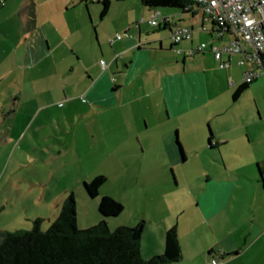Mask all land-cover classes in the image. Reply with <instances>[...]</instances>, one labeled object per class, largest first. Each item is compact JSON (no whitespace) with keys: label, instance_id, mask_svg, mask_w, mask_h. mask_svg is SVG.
Wrapping results in <instances>:
<instances>
[{"label":"crops","instance_id":"1","mask_svg":"<svg viewBox=\"0 0 264 264\" xmlns=\"http://www.w3.org/2000/svg\"><path fill=\"white\" fill-rule=\"evenodd\" d=\"M127 1L113 0L101 17L102 6L93 8L94 0H0V151L12 162L22 141L37 150L35 134L50 139L45 131L54 124L60 157L69 146L66 156L81 166L99 148L119 177L131 180L135 171V185L127 190L138 199L137 187L145 188L146 182L159 184L170 197L169 168L193 154L214 156L217 150L224 168L232 162V169L206 176L204 171L200 192L188 187L189 192L172 193L171 203L152 217L148 210L129 212L124 206L108 225L116 229L145 221L141 251L146 259L164 253L166 233L177 225L183 257L172 264H210L213 259L264 264V186L258 171L264 163V123L252 129L244 113L234 123L227 116V97L218 90L227 81L234 95L247 63L225 54L230 66L219 67L212 47L227 45L231 36L219 37L199 7L184 12L131 7ZM156 13L169 18V26L141 23ZM174 26L191 29L192 38L171 39L168 49L156 34H171ZM255 81L247 88L264 90V76ZM233 95L234 104L241 97L234 100ZM256 100L264 112L263 98ZM205 124L211 125V135ZM192 203L199 216L183 220Z\"/></svg>","mask_w":264,"mask_h":264},{"label":"rangeland","instance_id":"2","mask_svg":"<svg viewBox=\"0 0 264 264\" xmlns=\"http://www.w3.org/2000/svg\"><path fill=\"white\" fill-rule=\"evenodd\" d=\"M127 2L131 7H141L138 0ZM100 6V0H94L92 7L99 10ZM178 30L179 28L174 26L173 32L176 33ZM93 31L95 33L94 29ZM156 36L161 37L169 49L171 42L169 31L159 30ZM204 40L211 43L212 39L209 40L204 36ZM182 62L183 56H180V64ZM220 72H224V70ZM262 76L264 74L260 77ZM217 77L220 80L219 76ZM256 82L258 81L253 84L257 85ZM227 85L230 86L226 81L224 86L218 88L221 92L223 91L220 97L222 95L227 97L225 103L227 102L230 107V109L227 108V116H231L234 123H237V116L244 113L252 129L260 128L264 123V118L262 119L264 112L259 110L260 105L256 96L263 98L264 101L263 88H257L256 85L253 88H247L239 101L233 104V90ZM257 91L259 95H255ZM222 119H218L219 122L222 123ZM49 126L45 133L50 135V139L44 141L45 137L42 133L35 134L34 140L38 143L37 150L26 148V141H22L12 162L9 161V156L6 157L4 151H0V239L7 232L32 230L36 219H42L41 228L47 231L58 218L62 203L71 193H74L77 202L78 226L80 229H85L97 225L104 219L99 212V204L103 196H110L120 201L125 207H128L126 209L129 212L133 207L142 208L144 211L148 210L152 217L157 209L171 203L169 200L174 198L172 193L179 195L189 192L188 187L195 193L200 192L206 184L203 176L204 171L206 176L210 173H225L232 169V162L229 164V168H224L219 160L220 154L217 150L210 154L214 156H209L206 151H203L200 156L193 154L187 162L182 161L183 163L177 167L169 168L171 190L168 191L172 192L170 197L161 192L159 184L146 182L147 184L143 183L145 188L137 187V190L141 192L139 198L133 199L127 188L135 185V171L131 172V180L119 177L117 173H114L116 167H114L113 161H107L102 154L103 151H100L99 148L89 155L83 165L77 166L71 161L70 155L66 156L69 146H64L60 157L58 154L59 145H54L56 136L53 135L55 128L52 127L55 125L49 124ZM210 127L211 125L205 124L204 129L208 135H211ZM61 137L66 139L67 135ZM232 152V150L226 152L229 159L233 158L234 153ZM208 157L211 161L206 166ZM99 175L105 176L107 182L101 188L99 196L91 198L88 196L84 184ZM83 178L85 180H82ZM191 215L199 216L197 205L193 203L189 204L188 211L182 215V218L184 220ZM185 227L188 225L186 224Z\"/></svg>","mask_w":264,"mask_h":264},{"label":"trees","instance_id":"3","mask_svg":"<svg viewBox=\"0 0 264 264\" xmlns=\"http://www.w3.org/2000/svg\"><path fill=\"white\" fill-rule=\"evenodd\" d=\"M138 1L150 9L171 8L190 12L194 6L191 0ZM112 2L113 0H100L101 17L107 15ZM162 25L169 26L167 22L157 27ZM255 80L244 79L243 84L234 92V100H238ZM212 139L211 136L210 140ZM258 171L264 186V163L258 164ZM106 182L107 178L103 175L85 182L88 196L97 198ZM123 211L124 205L121 202L110 196H103L99 212L104 219L97 225L80 229L77 202L74 193H71L62 203L58 218L47 231L41 228L42 219H36L30 231L4 233L0 239V264H172L182 259L177 225L166 233L164 253L146 259L141 251L145 221L134 227L121 226L113 231L108 225L110 218L120 216Z\"/></svg>","mask_w":264,"mask_h":264},{"label":"built area","instance_id":"4","mask_svg":"<svg viewBox=\"0 0 264 264\" xmlns=\"http://www.w3.org/2000/svg\"><path fill=\"white\" fill-rule=\"evenodd\" d=\"M206 16L207 21L215 23V32L219 37L225 33L231 36L227 45L214 46L212 52L221 69L230 66L229 60L223 56L239 55L240 65L244 69V79L254 81L264 74V0H191ZM169 22V18L156 13L149 19H141V23H148L157 27L162 23ZM192 38V30L181 29L171 33V39L175 43ZM117 39H122L119 34ZM205 44H202L200 51H204ZM101 64L104 66L105 62ZM210 264H220L213 259Z\"/></svg>","mask_w":264,"mask_h":264}]
</instances>
